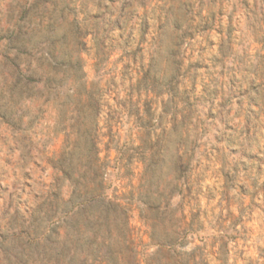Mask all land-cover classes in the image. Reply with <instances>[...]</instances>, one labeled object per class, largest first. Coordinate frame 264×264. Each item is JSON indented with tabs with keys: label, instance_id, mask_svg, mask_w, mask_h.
<instances>
[{
	"label": "rangeland",
	"instance_id": "obj_1",
	"mask_svg": "<svg viewBox=\"0 0 264 264\" xmlns=\"http://www.w3.org/2000/svg\"><path fill=\"white\" fill-rule=\"evenodd\" d=\"M0 264H264V0H0Z\"/></svg>",
	"mask_w": 264,
	"mask_h": 264
},
{
	"label": "trees",
	"instance_id": "obj_2",
	"mask_svg": "<svg viewBox=\"0 0 264 264\" xmlns=\"http://www.w3.org/2000/svg\"><path fill=\"white\" fill-rule=\"evenodd\" d=\"M79 95H81V93H79ZM83 95V94H82ZM81 197V196H80ZM80 201H84V200H80ZM156 243H158L159 245H161V246H164L163 245V243H161V242H156Z\"/></svg>",
	"mask_w": 264,
	"mask_h": 264
}]
</instances>
